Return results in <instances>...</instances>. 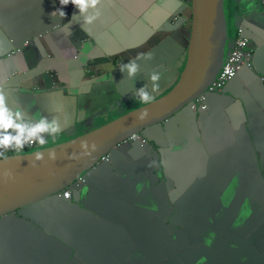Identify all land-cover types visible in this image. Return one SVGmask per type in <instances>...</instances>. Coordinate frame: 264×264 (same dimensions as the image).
I'll return each instance as SVG.
<instances>
[{"label": "crops", "instance_id": "obj_1", "mask_svg": "<svg viewBox=\"0 0 264 264\" xmlns=\"http://www.w3.org/2000/svg\"><path fill=\"white\" fill-rule=\"evenodd\" d=\"M189 4L102 0L100 18L86 24L71 4L64 18L52 17L59 0H0V85L7 106L29 119L55 118L61 128L45 136V145H25L21 153L144 104L134 90L147 84L151 91L154 70L161 73L154 96L168 91L185 62ZM227 8L229 47L231 23L249 39V61L237 76L207 93L204 111L185 106L149 128L146 146L136 141L114 149L84 176L85 193L72 191L68 201L1 218L0 264H146V257H171L174 240L200 225L226 230L240 217L247 219L243 231H250L264 223V0H228ZM144 53L153 59H138L140 72L128 79L121 67ZM214 234L220 263H252L253 250L225 255ZM186 255L193 264L209 260L203 249Z\"/></svg>", "mask_w": 264, "mask_h": 264}, {"label": "water", "instance_id": "obj_2", "mask_svg": "<svg viewBox=\"0 0 264 264\" xmlns=\"http://www.w3.org/2000/svg\"><path fill=\"white\" fill-rule=\"evenodd\" d=\"M189 6L191 18L182 58L185 62L174 85L151 103L132 108L81 135L0 158V219L44 202L52 205L55 200H62L60 194L65 189H69L70 198L64 201L71 199L72 191L85 193L84 176L94 170L101 158L108 161L114 149L133 143L128 140L132 134L143 137L149 128L185 106L196 114L205 110L193 106L194 100L214 80L232 48L228 43L231 38L227 35L223 0H190ZM204 103L207 106V93ZM145 111L147 115L142 118ZM36 153H42L43 158L37 160Z\"/></svg>", "mask_w": 264, "mask_h": 264}, {"label": "clouds", "instance_id": "obj_3", "mask_svg": "<svg viewBox=\"0 0 264 264\" xmlns=\"http://www.w3.org/2000/svg\"><path fill=\"white\" fill-rule=\"evenodd\" d=\"M59 4L61 7L58 8L55 12L51 13L52 17H56L58 15L60 18H64L66 16V13H65V11H63V8L68 6L69 4L74 6V8L78 11L79 15L84 18V23H86V24L94 23L101 16L100 6L102 5V0H59ZM224 13H225V11H224ZM238 29H241L242 36L246 38V40H247L246 45H247V42L249 40L248 37H246L243 34V27L238 26L236 28V35H235L234 39L232 40L233 41L232 48L234 46L235 39L238 36V34H237ZM28 44H29V42L27 41L23 47H26ZM246 45L242 48V51L244 53H246L244 50ZM15 50H21V49L16 48L13 51H15ZM230 50H231V48H230ZM138 59L151 60V59H153V55L151 53L139 54L137 58H133L127 64H124L121 67V72L125 73V71H126L128 79H132V78L136 77L137 74L140 72V66L137 62ZM239 69H238V71H239ZM238 71L229 80H232L235 76H237ZM217 73H216V75H217ZM216 75H215V77H216ZM160 79H161V73L154 70L150 74V80L152 82L151 91H149L148 85L145 84L139 88H136L134 90V95L136 97H138L140 99V101L144 104L151 103L155 99L154 93H157L159 91L158 81ZM228 81H226V82H228ZM212 82L208 86H210L212 84ZM225 83L220 89L214 90V91H208L207 90L208 86H207L206 89L202 93H200V95L204 96L203 100L200 102L197 100L198 97L200 96L199 95L194 100L193 106L202 108L201 104H204L203 109H206L207 106L204 103L205 93H211V92L219 91L225 86ZM35 90H38V88H36ZM192 108L195 109L194 107H192ZM146 115H147V112L145 111L144 113H142V118L145 117ZM60 131H61L60 124L55 118H53L52 120H49L47 117L41 116L39 119H36V118L29 119L28 117H26L24 115L23 111L19 108L13 114L12 111L8 108L7 103H6V96L4 94V86L0 85V158L6 159V156L21 153V150H23L25 145H28L29 147H32V148L36 147L37 145L43 146L48 142L47 139H45V136L55 137L56 134H58ZM13 132L15 133L14 135L12 134ZM132 135H137L138 139H136V140L130 139V137ZM132 135L129 137V139H128L129 141H131V142L137 141V142H140L141 145H146V141L142 136H140L139 134H132ZM32 144H34V145H32ZM9 149H12L14 151H19V152L11 153V154H5L6 151ZM22 153H28V152H22ZM35 158L37 160H40L43 158V154L42 153H36ZM101 160H105V159L101 158ZM65 191L69 192L68 198H65L63 196V193ZM60 196H61L62 200L69 199L70 198L69 189H65L63 192H61Z\"/></svg>", "mask_w": 264, "mask_h": 264}, {"label": "flooded vegetation", "instance_id": "obj_4", "mask_svg": "<svg viewBox=\"0 0 264 264\" xmlns=\"http://www.w3.org/2000/svg\"><path fill=\"white\" fill-rule=\"evenodd\" d=\"M223 7L225 11V0H223ZM246 220L247 219L245 218L238 217L233 224L227 227L226 230H216V227L214 228L212 223H210V229H207V226L200 225V228H196L195 231L184 233V239L174 240V244L170 246L172 252L171 257H146V264H163L160 260H163L164 264H193L194 259L187 258L186 252L191 251L197 253L199 249L206 250V257L209 259V262H212L213 264H229L226 259L220 263L219 258L215 253L214 248L218 244V240L216 245L211 246L210 240L216 236L214 232L219 235V241L224 242L225 255L228 251H244L251 249L253 250L252 253H254L251 264H264V223H260L256 228H253L250 231H243V223ZM238 227L239 231L236 230ZM191 232H194V234L191 235ZM195 234L198 235L193 238ZM225 244L228 248L225 247ZM208 261L206 258H203L196 264H206L209 263ZM29 264L38 263L30 261Z\"/></svg>", "mask_w": 264, "mask_h": 264}, {"label": "built area", "instance_id": "obj_5", "mask_svg": "<svg viewBox=\"0 0 264 264\" xmlns=\"http://www.w3.org/2000/svg\"><path fill=\"white\" fill-rule=\"evenodd\" d=\"M237 34L238 36L235 39L233 48H231L228 56L224 59L223 64L219 69L214 81L210 86H208L207 89L208 91H214L220 89L226 81L231 79L236 74V72L238 71V69L242 64L248 63L249 57L246 53L242 51V48L246 45L247 40L245 37L242 36L241 29H238ZM203 98L204 96L200 95L197 100L200 102L203 100ZM201 107L203 108L204 104H201ZM130 139L136 140L138 139V136L132 135ZM63 196L65 198H68L69 192L65 191L63 193Z\"/></svg>", "mask_w": 264, "mask_h": 264}, {"label": "rangeland", "instance_id": "obj_6", "mask_svg": "<svg viewBox=\"0 0 264 264\" xmlns=\"http://www.w3.org/2000/svg\"><path fill=\"white\" fill-rule=\"evenodd\" d=\"M227 6H228V0H225V15H226V18H227V21L230 22V19H231V15L229 13V11H227ZM227 29H228V26H227ZM228 34V32H227ZM235 30L233 28V25L232 23L230 24V31H229V35H234L235 36Z\"/></svg>", "mask_w": 264, "mask_h": 264}]
</instances>
